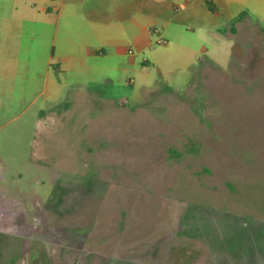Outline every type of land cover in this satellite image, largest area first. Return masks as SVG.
<instances>
[{"label":"rangeland","instance_id":"obj_1","mask_svg":"<svg viewBox=\"0 0 264 264\" xmlns=\"http://www.w3.org/2000/svg\"><path fill=\"white\" fill-rule=\"evenodd\" d=\"M237 18L0 113V264H264V13Z\"/></svg>","mask_w":264,"mask_h":264},{"label":"crops","instance_id":"obj_2","mask_svg":"<svg viewBox=\"0 0 264 264\" xmlns=\"http://www.w3.org/2000/svg\"><path fill=\"white\" fill-rule=\"evenodd\" d=\"M246 11L262 15L264 0H0V113L38 105L40 124L42 98L57 103L70 83L104 82L138 65L154 34L179 37L190 24ZM1 193L2 237L9 231Z\"/></svg>","mask_w":264,"mask_h":264},{"label":"trees","instance_id":"obj_3","mask_svg":"<svg viewBox=\"0 0 264 264\" xmlns=\"http://www.w3.org/2000/svg\"><path fill=\"white\" fill-rule=\"evenodd\" d=\"M209 5V8L211 11L213 12H217V9L213 7V5L211 3H208ZM244 17V14L240 15L236 20H235V23L237 24L242 18ZM233 31H235V29H232ZM143 66H145V64L143 63L142 64Z\"/></svg>","mask_w":264,"mask_h":264},{"label":"built area","instance_id":"obj_4","mask_svg":"<svg viewBox=\"0 0 264 264\" xmlns=\"http://www.w3.org/2000/svg\"><path fill=\"white\" fill-rule=\"evenodd\" d=\"M161 43H164V44H166L167 42H166V41H164V40H161ZM129 84H133V80H130V81H129Z\"/></svg>","mask_w":264,"mask_h":264}]
</instances>
